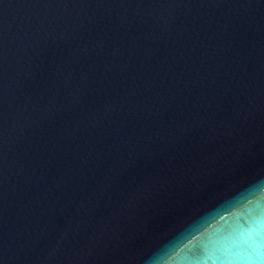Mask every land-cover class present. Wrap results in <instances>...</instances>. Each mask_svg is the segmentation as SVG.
Returning a JSON list of instances; mask_svg holds the SVG:
<instances>
[{
  "label": "water",
  "instance_id": "95a60500",
  "mask_svg": "<svg viewBox=\"0 0 264 264\" xmlns=\"http://www.w3.org/2000/svg\"><path fill=\"white\" fill-rule=\"evenodd\" d=\"M0 264H264V0H0Z\"/></svg>",
  "mask_w": 264,
  "mask_h": 264
}]
</instances>
